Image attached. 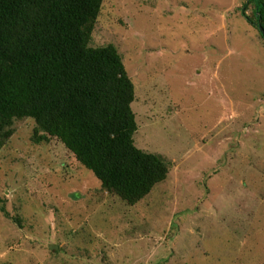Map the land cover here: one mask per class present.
<instances>
[{"label": "rangeland", "instance_id": "374dc122", "mask_svg": "<svg viewBox=\"0 0 264 264\" xmlns=\"http://www.w3.org/2000/svg\"><path fill=\"white\" fill-rule=\"evenodd\" d=\"M244 2L104 0L90 45L118 50L135 145L169 175L130 206L16 122L0 142V264H264V39Z\"/></svg>", "mask_w": 264, "mask_h": 264}, {"label": "trees", "instance_id": "16d2710c", "mask_svg": "<svg viewBox=\"0 0 264 264\" xmlns=\"http://www.w3.org/2000/svg\"><path fill=\"white\" fill-rule=\"evenodd\" d=\"M103 2L0 0V142L32 119L36 142L60 140L104 190L134 206L170 168L135 145L136 90L118 50L90 45ZM241 14L264 39V0H245Z\"/></svg>", "mask_w": 264, "mask_h": 264}, {"label": "water", "instance_id": "95a60500", "mask_svg": "<svg viewBox=\"0 0 264 264\" xmlns=\"http://www.w3.org/2000/svg\"><path fill=\"white\" fill-rule=\"evenodd\" d=\"M260 31H261V33L264 35V31H263V29L260 27Z\"/></svg>", "mask_w": 264, "mask_h": 264}]
</instances>
